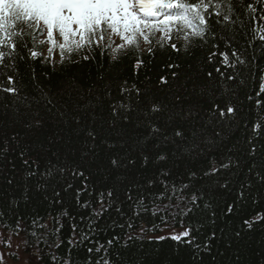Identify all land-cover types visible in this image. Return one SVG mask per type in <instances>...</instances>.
<instances>
[{"label":"snow or ice","instance_id":"6c2138e0","mask_svg":"<svg viewBox=\"0 0 264 264\" xmlns=\"http://www.w3.org/2000/svg\"><path fill=\"white\" fill-rule=\"evenodd\" d=\"M262 2L0 0V93L20 96L17 60L41 56L38 44L50 45L43 59L53 67L52 53L58 48L63 67L65 61L78 62L70 59L73 54L83 53L85 61L93 50L103 54L116 36L121 44L113 51L133 46L140 67V41L149 45L151 56L156 33L161 34L156 41L160 48L174 35L182 38L181 45H169L177 53L192 54L197 42L202 46L209 39L232 48L234 37L224 33L243 27L238 12L243 9L253 24L248 44L253 47L257 38L264 42V9L257 7ZM219 47L212 43L217 51L209 53L207 62L219 57L224 68L232 69L230 74L216 67L203 79L197 73L181 81L174 70L180 65L169 63L171 82L159 77L167 88L162 96L125 81L119 99H113L110 88L102 94L81 89L69 73L60 86L41 88L35 112L26 99L23 109L6 104L0 119L9 122L11 134L0 140V178L13 192L7 207L0 203V248L9 250H0V264L9 255L21 259V253L26 254L22 264H147L150 254L133 251L136 241L145 238L183 245L191 264H224L232 250L233 264H241V242L264 224V212L243 219L239 230L228 217L237 213V204L264 199L258 190L252 195L257 185L264 186V157L255 162L264 148L257 146L264 116L251 126L245 147L232 143L241 116L233 98L250 78L258 90L246 99L264 110V68L255 56L248 59L239 49ZM21 49H27V57ZM13 153L25 169L20 177L14 165L9 174ZM243 167H248V178L240 183L234 202L220 208L217 193L233 191V177ZM166 230V235L149 236ZM175 254L180 256L179 247Z\"/></svg>","mask_w":264,"mask_h":264},{"label":"trees","instance_id":"16d2710c","mask_svg":"<svg viewBox=\"0 0 264 264\" xmlns=\"http://www.w3.org/2000/svg\"><path fill=\"white\" fill-rule=\"evenodd\" d=\"M246 3L256 4V0H245ZM258 9H264V2L257 4ZM241 18L244 21L243 27L237 25L233 32L224 33L226 36L234 37L232 42V48L225 47L223 40L212 41L209 39L207 44L200 45L197 42V46L190 50L192 54H186L183 50L179 53L173 51L169 46L170 43H176L178 46L183 43L182 38H177L175 35L171 41H164V47H158L156 41L160 38V33H156L153 43L151 45L153 49V55H149L146 51L149 47L148 44L144 46V42L141 39L140 47L142 51L139 53L144 64L140 67L136 66L137 52L133 46H128L118 52H114L115 43L112 48H106L101 54L100 49L93 50L91 52L90 60H83L81 56L73 54L70 59L78 61L77 63H68L65 61L62 67L60 61V51L55 53L54 49L52 58L55 63V67L51 63L46 62L43 57L48 56V53L44 51L43 45H37L35 50L41 53V56L37 58H30L23 61L17 60L18 73L16 79L18 80V87L20 89L19 97L7 96L4 93H0V116H3L5 111L4 106L11 105L13 108L20 106L22 109L25 107V99L28 103L33 104L32 111L35 112L36 100L40 94L41 88L45 86L48 89H52L56 86L63 84L65 77L71 73L79 81L81 89H92L93 92L104 93L106 89L110 88L113 99H119V88L123 82H127V85H136L141 91L151 89L157 95H163L167 91L165 86L159 84V77L166 76L171 82V71L167 65L169 63L179 64L178 69H174L181 75V81L188 75H195L199 73L201 79L205 78V74L209 71L214 72L216 67H221L222 71L226 74H230L232 69L224 68L219 63V57L213 59L212 63L207 62V56L212 51H217L212 48V43H218L220 45L218 51H228L232 49H239L243 55L250 59L252 56L257 58V64L259 68H264V42H261L258 38L254 41L253 47H248L250 41L253 38V24L250 16L244 12L243 9H238ZM253 13L252 15H257ZM215 28V25H213ZM217 34H220V29L216 28ZM160 34V35H159ZM261 33H257V36ZM115 41V36L112 37ZM31 45V41L29 40ZM245 49H247L245 51ZM21 55L28 56L27 49H21ZM113 56L116 57L113 60ZM247 75V73H246ZM35 77V78H33ZM101 77H103L101 79ZM227 83V82H225ZM258 90V84L253 85L251 79L245 88L238 89V95L233 99L238 103L241 108L240 127L235 131L231 140L232 143L239 142L241 147H245L244 140L252 135L251 126L256 123L261 116H264V110H258L255 104L246 99V96L251 94L254 96L255 91ZM264 99V97H261ZM103 111L105 116L107 115V97H105V103L103 105ZM259 113V114H258ZM9 122L0 119V140H2L6 134H11L8 126ZM247 125L248 127H245ZM264 145V132H261L260 138L257 139V146L260 148ZM231 146V145H229ZM261 157H264V148H261L258 152L255 162L260 163ZM12 163L8 165L9 174L15 166V173L18 177L23 175L25 171L22 161L19 159L18 153H13L9 157ZM247 160V157L245 156ZM250 166V162L248 164ZM3 164L0 163V168ZM248 178V167H243L239 176L233 177V183L230 187L233 191L221 189L217 193V201L220 208L225 207L228 203H233L236 194L239 190L240 183L244 182ZM257 190L260 193H264V186L257 185L253 189L252 195H257ZM13 189L10 188L6 182L0 178V203L7 207V201L12 195ZM219 211V209H218ZM257 212H264V199L260 203H253L252 199H247L243 206L237 204V213L228 217L231 222V226L237 230L243 227L242 221L245 218L254 217ZM159 223V221H156ZM175 230H181L180 222L177 220L175 223ZM167 231V230H166ZM165 231V232H166ZM119 234L120 230L116 229ZM164 232L157 231L155 233H149V236H160ZM67 235V229L65 230V238ZM106 238V237H104ZM177 247L180 248V256H176L175 252ZM142 249L143 253L150 254L147 264H191V261L187 256V249L180 245L178 246L175 241L166 239L163 241H156L150 239H143L136 241L133 251ZM223 247L220 251L223 252ZM240 251L242 256L241 264H264V224L257 225L255 231L245 234L244 241L241 242ZM59 253H63L64 249L58 250ZM141 253V254H143ZM234 250L230 251L224 258V264H233Z\"/></svg>","mask_w":264,"mask_h":264},{"label":"rangeland","instance_id":"374dc122","mask_svg":"<svg viewBox=\"0 0 264 264\" xmlns=\"http://www.w3.org/2000/svg\"><path fill=\"white\" fill-rule=\"evenodd\" d=\"M160 35V34H159ZM119 44H121V40H120V38L118 37L117 39H115V45H119ZM146 44L144 43V46H145ZM50 45H48L47 43H45L44 44V49H45V51L47 52L48 51V47H49ZM175 231H177V232H179L180 230H175ZM167 234V231L166 232H164L163 234H161V235H166ZM15 243H18V241H14V244ZM0 250H2V251H4V252H8L9 250L8 249H6V248H0ZM21 255V259H16V258H14V257H12V256H6L5 257V260H4V264H22V261L26 258V254L25 253H21L20 254Z\"/></svg>","mask_w":264,"mask_h":264}]
</instances>
